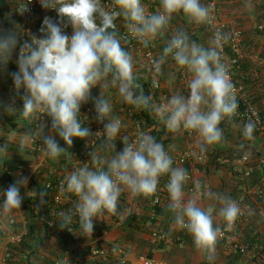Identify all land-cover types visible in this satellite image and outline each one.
I'll return each instance as SVG.
<instances>
[{
    "label": "clouds",
    "instance_id": "obj_1",
    "mask_svg": "<svg viewBox=\"0 0 264 264\" xmlns=\"http://www.w3.org/2000/svg\"><path fill=\"white\" fill-rule=\"evenodd\" d=\"M18 1L15 2V6H11L14 1H9L10 15L16 13L19 16ZM39 2L42 8L37 11V18H43L44 15L39 14L41 10L48 12L46 9H54L57 13L54 14L57 16V21L54 22L52 18L45 17L39 29V32L43 35L39 37L37 27L38 36L31 35L29 40H25L21 44L16 61L18 71L12 74V79L16 91L23 89L24 95L21 98L15 96L14 98L18 99L17 106L12 108L11 101L7 111L13 113L19 108L22 101L23 107L20 110V116L23 119L31 120L35 116L38 119L39 114H46L50 117L51 128L44 132L45 125L41 123L36 129L33 128V130L35 129L34 132L32 130L33 133L27 134L22 130L23 127H12L26 134L28 146H16L12 143L13 141L7 140L11 145L23 148L21 153L12 150L10 157L22 156L23 160L28 161V164H20L23 166L22 171H19L18 168L20 178L15 180V183L6 190L0 192V197H2L0 199V214H10L12 212L11 216L5 217L2 220L3 223L0 222V224H5L11 217L15 218V224L22 221V215H18L17 219L13 213L20 211L22 214L20 210L21 196L28 197L36 194L35 180L41 179L45 174L49 177L47 173L53 175L56 180V178L62 176L61 173L69 169L68 165L72 157L75 153L81 151L83 142L63 167H59L58 164L51 167L50 160L56 159L65 150L57 143L54 133L69 146L73 143V137L86 138L91 135L90 129L82 126L78 116L80 115L81 104L90 103L88 99L92 87L99 84L102 90L115 86L124 102L141 110L150 107V96L134 94L133 89L136 84L133 75L132 56L121 47L120 40L117 38L115 30L117 18H123L131 37L138 40L145 47L157 34L162 32L168 25L172 14L178 11L182 10L187 17L196 23H211V6H202L200 0H160L161 10L152 14H146L141 0H113L111 5H104L101 0H39ZM62 24H67L73 29L70 36L63 31ZM67 25L64 26L67 27ZM257 25L256 31L264 33L258 30ZM17 32L18 41L14 34L0 35V63H7L13 49L17 46V42H19V22ZM168 39L167 36L168 43L164 47L162 55L153 62L154 71L157 74L160 73L165 58L171 55L178 66L187 68L192 74V78L187 84L188 95L186 97L173 95L165 103L152 106L153 111L168 131H194V143L197 133L202 138L204 145L215 144L222 139V130L218 126L221 120L225 117L230 119L235 115L238 108L234 86L230 81L227 67L221 63L218 50L220 42L222 40L227 41L228 36L226 34L222 35L220 32L215 33L214 46L209 47L210 44L208 48L198 46L194 41H190L188 34L182 30L177 31L169 41ZM244 50L246 51L245 48ZM156 51L158 54L157 45ZM246 53L245 58L251 57V54L262 56L259 52L246 51ZM256 64L258 65L257 61ZM258 66L264 68L262 65ZM155 84L156 82L153 81L154 86ZM8 99L10 101V97ZM91 104L94 105L97 121L101 123L107 121L103 126V135L106 145L114 151L115 146L112 142L120 131L121 122L119 119L110 118L112 106L104 98L102 91L99 97L94 99V103ZM253 130L254 124L248 122L244 125L243 135L250 138ZM182 133L186 139L183 131ZM259 135L261 134L259 133ZM33 139H42V150L46 158L40 172L31 176L32 168L30 165L36 164V157L38 156L32 151L29 142ZM121 139L124 144L122 151L107 160L96 153L99 140L93 152L90 153L91 165L89 167H93L89 168L87 165L75 167L69 175L65 176L60 190L62 193H66L67 198L62 202L69 203L71 202L68 200L69 197H75L76 203L74 211L68 209L67 211L57 212L56 218L59 220L60 228L68 227L71 231L70 225L73 223V217L78 216L79 233L84 236L91 235L93 231L92 218L98 217L102 212L115 213L118 198L123 191L127 190L133 196L152 195L157 189L158 178L168 173L169 180L166 184V190L169 204L167 207L174 214V223L172 224L191 234L194 247L205 253V258L208 261H212L214 259L215 241L218 239L217 234L221 230L219 227L225 221V230L232 228L235 219L240 214L238 205L229 198L211 192L208 184L202 185L199 181H194V194H192V198L185 201L183 186L188 180V173L184 169L171 167L172 160L166 154L161 143L156 142L153 136L143 131L137 132L134 143H129L127 137ZM196 146L198 147L197 144ZM198 149L200 150L199 147ZM203 150L204 148L201 147L200 151L208 156ZM6 151L7 145L0 146V155H3ZM247 152L245 154H248L252 160V156ZM177 157L178 155L175 157V161ZM208 158L209 161L204 167L211 163L212 158L209 156ZM234 160L227 157V161L234 170V185L237 186L238 196L240 192V174L232 163ZM202 170L204 171V169ZM204 172H207V170L205 169ZM253 174L254 166L252 176ZM251 177L248 181L250 185L261 187L264 190V185L252 184L250 182ZM27 181L31 184V186L29 184V188L26 187ZM49 182L54 186L55 183L48 179L46 187L53 189L52 185L51 187L47 186ZM20 189H23L22 193ZM203 197L214 199L222 205L219 208L218 215L224 221L219 223V226H213L214 206L203 208L198 203ZM252 199L254 198H248L250 209V200ZM254 201H257L258 205L255 206V212L262 210V213H264V207H262L264 196L255 198ZM248 210L247 220L239 228L252 222ZM14 228L13 231L20 234ZM0 240L3 248L4 246L8 247L10 244H17L20 241L15 243L8 241L9 232L2 229H0ZM173 242H175V238L171 243ZM179 243V240H177L176 244L180 248H184ZM96 245V247H106L111 254L108 261H94L96 264H118L116 249L126 248L128 250L127 247L122 245L113 248H108L102 243ZM155 245H159V243ZM220 247L228 256H234L228 254L222 244ZM67 250H70L75 257L82 258L72 264H85L84 259L86 256L89 257L91 251H87L88 253L85 254H75L74 247L71 245L69 249L62 251L59 256L50 257L53 264ZM143 254L150 255V253ZM241 264L248 263L242 261Z\"/></svg>",
    "mask_w": 264,
    "mask_h": 264
},
{
    "label": "trees",
    "instance_id": "obj_2",
    "mask_svg": "<svg viewBox=\"0 0 264 264\" xmlns=\"http://www.w3.org/2000/svg\"><path fill=\"white\" fill-rule=\"evenodd\" d=\"M145 0H141V4ZM11 8L9 4V0H0V35H9L14 34L17 37L18 41V32H17V24L19 22V16L15 14H11ZM39 17V16H38ZM41 17V16H40ZM45 17H49L47 15L43 16V19ZM41 18L38 19V34L39 37L43 34L39 32V29L41 27ZM116 24V33L117 38L121 41V32L126 28V22L123 20V18H117L115 21ZM168 34H164V36L159 38L161 42L167 41ZM209 36H211L209 32ZM244 39V34H243ZM190 41H197V37H189ZM165 44V43H164ZM19 42H17V46L15 49H13L10 58L8 59L7 63H5L6 72L0 73V79L4 78L2 80V91L5 94V105L4 108V114L2 116L10 123L11 128L17 127L20 124H22L23 128L22 130L25 131L27 134H30L33 130V128L36 126L37 118L35 116L34 119L31 120H25L20 116V110H22L23 102L21 101V105L19 108H17L13 113H9L7 111V108L10 106V102L12 99L17 97H22L24 95V90L20 89L18 92L16 91L15 87L10 88L9 85L13 83L12 74L17 72L18 68L16 65V50L18 48ZM167 45V44H166ZM164 45V47H166ZM243 45L246 51H249L248 46L245 43V40H243ZM121 47L128 52V49L126 46L121 44ZM163 47V48H164ZM250 52V51H249ZM261 54V53H260ZM264 56V54H261ZM170 58L172 59L171 55ZM243 60L241 62V73L243 74V84H247V72L246 67L244 65ZM172 65L175 63L174 60H171ZM3 65V63H0V67ZM171 65V64H170ZM177 65V64H176ZM175 66L177 68L176 71L173 69V73H171L172 78L179 79V76L181 72L184 70L187 71V68L178 67V65ZM173 66V67H174ZM168 69V66L165 64L161 65V71L159 78L161 80V83L166 80V77H168L165 71V69ZM179 68V69H178ZM185 74V71L182 73L181 77ZM163 77V78H162ZM245 77V78H244ZM110 79V77H109ZM135 84L136 87L133 89L135 95L144 94L145 96H150V107L146 110L137 109L134 106H132L130 109V112L133 113L134 119L139 121L143 127L146 130V133L153 136V138L156 140V142L161 143L164 147V150L166 151L168 145L172 140L174 139V134L177 132H171L166 129L164 126V123L157 117L155 112L153 111L152 106L153 105V98L156 97L158 93V89L155 88L153 85V80L150 76H139L135 77ZM100 86L97 84L95 87H92L90 89V95L94 92H99ZM246 90L252 99L253 103L256 105V107L259 109L262 121L264 123V107L261 103H259L260 98H257L254 96V94L247 88ZM10 97L9 99H7ZM7 99V102H6ZM123 102L124 107H127V104ZM86 103H82L80 107V112L83 110ZM129 111V110H128ZM228 119V117H225L221 120L220 124L218 125L220 128L223 126L225 121ZM229 122H234L235 124H238L239 133L241 134L236 137V145L237 147H230L227 146L223 150L225 153L223 156L228 157L230 160L236 159L241 157L243 154H245L246 151L249 149H252V152L250 155L252 156L253 166H254V174L251 177V183H260L262 176L264 175V165L262 164L263 161V154H264V145H262L261 149L262 151L255 150L258 147H253L250 145V141L252 137L259 136V132L255 129L253 130V133L250 138H246L243 135V128L246 124L245 122H239L237 120L228 119ZM45 125V131H48L51 128V120L49 118V121L47 123H43ZM46 135V133H44ZM54 136L57 140V143L60 147L65 148L64 152L57 157L56 159L50 160V166L55 167L57 164L59 167H63L70 157L72 156L73 152L76 151L80 145L82 144L84 138H77L73 137V143L71 146L66 145L64 141L57 136L54 133ZM122 137L127 136H121L119 139L116 138L112 143L115 146V150L112 151V149L106 145L105 137H103L97 144V150H100L101 155L100 157H103L104 159H111V157L120 151H122L124 144L122 142ZM243 138V139H242ZM242 139V140H240ZM7 145V151L0 155V192L3 190H6L10 185L15 183V180H18L20 176L18 175V168L19 165H27L28 161L23 160L22 156L17 157H10L12 150H17L18 152H22L23 148H17L10 143H8L5 136L0 134V146ZM107 148V149H106ZM222 148V146H221ZM186 149V148H185ZM183 149L182 151H184ZM181 151V152H182ZM216 154V153H215ZM215 154L209 153L208 156L212 158L211 163H209L206 167L201 162H197L195 164V167L197 169H206L209 170V167L214 161H216L214 158ZM172 160V168H181L184 169L186 172H189L193 169V166L186 163L183 166H177L175 164V157ZM230 169L232 171L233 168ZM49 177L45 174L41 179L38 178V180L34 181V185L36 188V194L31 195L28 197H22V203L20 210L22 211L23 219L22 221H18V223L15 224V230L22 234L20 241L17 244H10L8 245V251H9V257H8V264H36L34 263V259L38 260L39 264H53V261L50 257L57 255L59 256L62 251L69 249L71 245L75 243L77 240V233L78 231V216L73 217V223L70 225L71 231L68 227L61 229L59 226V220L56 218V214L59 211H67L68 209H73L74 205L72 202L69 203H63L62 201H56L54 198V193L56 192V187L53 189H49L46 187L47 180L50 179L52 182H55V178L53 175H50L47 173ZM169 179V174H163L158 178V184L157 189L155 193L149 196H143V195H136L135 199L133 201V205L131 202L128 201L126 198L125 192H122L115 213H111L114 221L117 223L123 224L126 227L127 232L133 230V231H143L149 234L152 227H158L162 231L167 233V229L169 228L168 225L174 223V214L171 213L168 210L167 205L169 204V197L167 192L160 191V188L162 186H165L166 182ZM55 185V184H54ZM184 187V186H183ZM234 187V186H233ZM51 190V191H50ZM227 195L225 198H229L231 200L235 199L238 193L237 186L231 189L230 192H226ZM158 196L160 198V201L158 203H153L155 197ZM2 199V197H0ZM154 209L155 210V216H152L150 211ZM214 216V215H213ZM255 221V220H254ZM93 222V231L91 235H86L85 238L88 240H95L94 244L90 243V245L87 246L88 252L92 249V247H96V244L101 243L100 238H95L96 236H101L102 233L106 229H109L107 226L97 225ZM151 223V224H149ZM220 224L213 223L214 227L219 226ZM254 222H249L248 224L244 225L241 228H237L234 230V235L238 241H242L244 243L249 244L250 251L246 256L242 255H234L229 256V259L226 264H241L242 261H245L248 264H262V261H264V243L260 242L257 234L253 229ZM242 230V232L247 233L245 236L239 235V230ZM180 232L181 238H178L179 242H183V247H186V245H189V243H193L192 236L189 234L186 230L183 229H176ZM127 233V234H128ZM168 234V233H167ZM170 235V234H169ZM95 238V239H94ZM165 243L161 242L159 243V246H163ZM215 244L218 246H221L223 244V240L216 239ZM122 246H125V244H121ZM256 245V246H255ZM261 245V246H260ZM87 252V253H88ZM75 254H79L77 251ZM151 255V253H150ZM200 264H212L210 261H204Z\"/></svg>",
    "mask_w": 264,
    "mask_h": 264
},
{
    "label": "built area",
    "instance_id": "obj_3",
    "mask_svg": "<svg viewBox=\"0 0 264 264\" xmlns=\"http://www.w3.org/2000/svg\"><path fill=\"white\" fill-rule=\"evenodd\" d=\"M261 1H262V8L264 14V0ZM101 2L104 5H111L113 0H101ZM142 6L145 8L146 14L156 13L161 10L160 0H145L142 3ZM209 6H211L210 7L211 23H206L207 29L210 32L212 38V43L209 47L214 46L213 40L215 33L220 32L222 35L226 34L228 36L227 41L222 40L220 42V47L218 50L220 52L221 63H223L228 69L229 78L234 86V92L238 103V108L236 110V113L230 119L245 123L252 122L254 124V129L258 131L260 134H264V123L262 121L260 111L253 103L252 99L250 98L246 90L245 85L242 82L243 74L241 73V62L247 55L246 51L244 50L242 30L239 26L232 25L230 22H228L226 19L222 17L220 0H206L204 7H209ZM40 8H42V6L39 0L18 1V13L20 16L19 19L20 44L16 51V61L21 44L25 40H29L31 35L38 36L37 11ZM46 10L49 13L57 14L54 9H46ZM64 25L67 24H62L63 31L70 36L73 32V29L69 27V25H67V27H65ZM257 28L259 31L264 32V15L261 21L259 22V24L257 25ZM162 34H168V38H169L168 41L175 34L173 32L170 21L168 25L162 30V32L160 34H157V36L149 42L147 47H145L140 42H138V40L131 37V35L127 31V27L124 28V30H122L120 36L122 41L121 44L127 47L128 52L131 54V56L143 60L145 64V68L149 72V76L152 78V80L156 82L155 88L158 90L162 88V83L159 78L160 73L157 74L154 71L153 62L158 59V54L156 51V43L159 40V35L161 37ZM251 57H253L257 61L258 65L264 66V56H260L258 54H253V55L251 54ZM190 79L191 77L188 76L187 74H183L181 79L183 90L186 96L188 95L187 84ZM9 87L13 88L14 87L13 83H11ZM168 99L169 97L164 95V97L161 100V103H165ZM17 101L18 99L16 98L12 100L11 102L12 108H15L17 106ZM126 116L132 125V130L127 135L128 142L134 143L136 140L137 132L143 131L146 133V130L139 121L134 119L132 112H129ZM49 118L50 117H48L46 114H39L38 123L36 124L35 129L39 126V124L47 123L49 121ZM110 118L112 117L110 116ZM116 119H119L122 124L121 118H116ZM78 120L82 122L83 127H87L90 129L91 135L89 137L84 138L81 151L79 153L74 154L71 162L68 165L69 169L61 173L62 176L56 178L54 182L55 185L53 186L51 182L47 184L48 187H51L52 185L54 188L55 187L57 188L54 198L56 201H60V202L66 200L67 198L65 196L66 193H62L60 190L61 184L64 181L65 176L69 175L73 170V168L75 167H80L84 165H87L89 167L91 165L90 153L93 152L97 142L104 137L103 126L104 123H107V121H104L103 123L97 121L96 113L94 111V105L91 103L86 104L84 106L83 110L80 112V115L78 116ZM35 129L33 130V132L35 131ZM182 131L186 135V140L189 145L184 151H182L178 155L175 164L177 166H183L184 164L188 163L191 166H193V169L194 168L197 169L195 167V164L197 162H201L202 164L206 165L209 161V158L206 154H203L194 143L193 140L195 137V132L194 131L188 132L184 130ZM29 142L34 154L38 155V156L36 155L38 158L35 156L37 159L36 164L30 165L32 168V173L30 175L33 176L34 174H38L40 172V169L43 167V163L46 158L45 157L46 155L42 150L43 149L42 139H33ZM232 163L234 164L235 169L240 174L239 175L240 192L238 196L232 200L238 205L240 209V214L235 219L232 228L230 230H225V221H224V223L219 227L221 230L217 234V238L219 240H223V244H222L223 248L228 254L246 256L250 251V249H248L249 244L244 243L242 241H238L233 232L247 220V210L249 208L248 198L249 197L262 198L264 196V190L258 186L254 187L250 185V183L248 182L253 172L252 160L248 154H244L240 158L235 159ZM22 168L23 166L20 165L19 171H22ZM193 169L187 172L188 180L184 185L186 191L191 194H194V181H198V179L194 177ZM200 183L202 185L207 184L205 182H200ZM166 184L165 186H162L160 188V191L167 192ZM68 200L71 201L75 206L76 203L75 197H69ZM159 201L160 198L156 196L153 203L155 204L158 203ZM73 211H74V207H73ZM150 213L152 216H155L154 209H152ZM15 222H16L15 218L11 217L7 220L5 224H0V229L9 232L8 241H11L12 243L18 242L21 238V234H17L13 231ZM173 227L175 229H180L175 224H173ZM149 236H150V242L152 244H158L160 242L171 243L173 241V238L169 234L162 231L158 227H152L151 231L149 232ZM179 245L182 247L183 242L180 241ZM116 252L118 253V261H119L118 264H168L165 260L155 256H151L149 254H141L132 260L130 259V252L126 248L116 249ZM109 256H111V254L109 250L104 246L92 248L89 253V258L91 260L99 261V262L108 261L110 259ZM8 257H9L8 247L4 246L3 252L0 256V264H7ZM81 259L82 258L80 257H75L70 250H67L60 258L55 260L54 264H72L73 262L80 261ZM262 264H264V261H262Z\"/></svg>",
    "mask_w": 264,
    "mask_h": 264
},
{
    "label": "crops",
    "instance_id": "obj_4",
    "mask_svg": "<svg viewBox=\"0 0 264 264\" xmlns=\"http://www.w3.org/2000/svg\"><path fill=\"white\" fill-rule=\"evenodd\" d=\"M9 1H14V3L11 6H15V2L18 0H9ZM205 1L206 0H200L202 6L205 5ZM220 6H221L222 17L226 19L228 22H230L232 25H237L242 29L245 43L248 46L249 51L259 52L261 54H264V33L261 32L259 33L256 31V25L263 16L261 1L260 0H220ZM40 20L42 22L43 18H41ZM170 22L174 33L182 30L185 33H187L188 36L191 38L197 37L198 40L194 42L198 46H203L205 48H208V46L211 44L212 39L211 36H209V31L207 29L206 23H196L192 21L189 17H187L183 13L182 10L173 13ZM163 35L164 34H162L161 36ZM164 43L161 42L160 40L159 42L156 43L158 47L159 58L163 53L164 45H166L168 42L166 41ZM171 60L173 59L170 58V55L166 57L164 60L163 65L165 64L166 66H168V69L164 68L166 71L165 74H167L168 77H166V80L162 82V88L158 90L156 97L153 98L154 106H159L161 104V100L164 97V95L168 96L169 99L173 95H182L186 97V94L182 89L181 75L185 71L192 78V74L188 70L187 71L184 70L183 72H181L179 76L180 83H178L179 81L177 82L176 79L174 77L172 78L171 76V73H173V69L174 71L177 70V68H175L174 66V64L176 65V63L172 65ZM244 65L246 67L247 79H248L246 84L247 88L254 94L255 97L260 98L259 103H261L262 106L264 107V68L258 66L256 64V60L252 57H246L244 61ZM178 67L180 68V66ZM5 72H6V67H5V63H3V65L0 67V73H5ZM139 76H145V75L143 73L134 74V77H139ZM2 80H4L3 76L0 79V134L5 136L6 139L9 140L7 136L11 134H16L17 129L11 128L10 123L2 116V114H4L3 106L5 105V94L2 91L3 88ZM108 89L110 90V96H111L110 102L117 100V96H116L117 92L114 91L116 90L115 86H110ZM109 90L102 89L98 93L97 92L92 93L89 96L88 101L90 103L92 102L94 103V99L99 97L101 91L103 92L104 98L107 99L108 98L107 91ZM121 101H123L122 97L121 100L118 103H116L114 112L112 114L121 115V113H123L120 110H124L125 107L122 106L123 102ZM125 104L129 105L126 102ZM112 114L111 116L114 117ZM21 127L22 124H20L16 128H21ZM220 129L222 130V139L219 142L212 145H204L202 138L196 133L195 143L198 145L200 150L201 147H203L204 148L203 152L207 154H209L210 152L213 154L216 153L214 155L215 156L214 158H217V161H214V163L210 165L209 170L207 172H204L201 169L194 168L193 174L194 177L198 179V181L206 182L211 192L226 197L227 195L226 192H230L231 189L233 190V188L235 187L234 185L235 180H234L233 171L229 167L230 163L229 161H227V157L223 156L225 154L223 150L225 149V147L227 148V146L237 147L238 144L236 145L235 143L236 137L238 138V136H240L241 134L239 133L240 131L238 129V124H235L234 122H229L228 119L225 121V123ZM125 136L127 135L125 134ZM183 136L184 135L180 130L176 134H174V139L172 140V142L169 143L165 152L171 159L179 155L181 151L185 149L186 146L188 145L187 140ZM250 145L255 148L258 147L255 150L259 151L262 148L261 146L264 145V134L263 135L261 134L254 138L252 137L250 141ZM96 153L98 156H100L102 152H100V150H96ZM262 158L263 159H261V161H263L262 164L264 165V154ZM92 167L93 166L89 168ZM261 184L264 185V175L262 176ZM123 192H125L126 198L133 205L135 196H133L127 190ZM183 193H184L185 201L192 198L193 196L191 193H188L184 187H183ZM254 199L250 200L251 209L249 207L248 211H250L251 221L254 222L253 230L256 232L254 234H257L259 241L264 243V213H262V210H258L257 212H255V206L258 205L256 203L257 201H254ZM198 203L203 208L214 206L215 211L213 212L214 215L213 223L219 224L222 221H224L223 218L218 215L219 208L222 206L218 201L203 197L200 199ZM263 205L262 207H264ZM11 213L0 214V222L3 223L2 220L5 219V217L7 216H11ZM13 214L17 217V219H18V215L19 216L22 215L20 211H15ZM92 219L94 220V224L109 227V229H106L101 236H96L95 238H100L101 243L103 245H106L108 248H113L116 247L117 245L119 246L121 244H125V247H127L130 252V259L132 260L138 257L140 254L151 253V255L155 257L164 259L168 264H200L204 261H208L205 258L206 254L197 250L194 247L193 243H189V245H186V247L184 248H180L176 244V241L178 240V238H181L182 235H180V232L173 227V224L168 225L169 228L167 229L168 230L167 233L170 234L173 238H175V242L171 244L165 243L163 246H159L152 244L150 242L149 234L146 232L140 230L139 231L131 230L128 233L126 227L123 224L114 221L111 213L102 212L98 217H93ZM243 234L245 236L247 233L242 232V230L240 229L239 235L243 236ZM93 242H94L93 239L88 240L85 238L84 235L77 233V240L72 246L74 247L75 252L77 251L78 253L85 254L88 251L87 246ZM0 250H1L0 251V256H1L3 252V244H0ZM215 256L216 255L214 252V259L210 262L212 264H220V262H218ZM33 261L36 264L40 263L36 259H34ZM84 263L96 264V262L91 260L88 256L85 257Z\"/></svg>",
    "mask_w": 264,
    "mask_h": 264
},
{
    "label": "rangeland",
    "instance_id": "obj_5",
    "mask_svg": "<svg viewBox=\"0 0 264 264\" xmlns=\"http://www.w3.org/2000/svg\"><path fill=\"white\" fill-rule=\"evenodd\" d=\"M39 14L40 15L49 16L50 18L53 19L54 22L57 21V16L56 15L50 14L48 12H45V10H41ZM66 23L68 24L69 22H66ZM132 62H133V68H134L133 69V75L135 73H143L146 77L149 76V72L145 68V64H144L142 59L132 57ZM138 68H140V69H138ZM185 73H187V72H185ZM176 81L178 82L179 79H176ZM178 83H180V81ZM115 89L116 90H114V91L117 92V95H116L117 96V100H115L113 102H110V100H111L110 90L106 89V90H109V91H107V93H108L107 100L109 101V103L112 106V111H111L110 114H112L114 112V108L116 106V103H118L121 100V97L118 94L117 87H115ZM132 106L133 105L129 104V105H127V107L124 108V110H120L121 112H123V113H121V115L112 114L114 116L112 118H121L122 119L121 128H120V131H119V133H118V135L116 137L118 139L121 136H125V134L128 135L130 133V131L132 130V125H131L130 121L127 119V116H126V114H128V110H130L129 108H131ZM7 137H8L9 140H12L13 141L12 143L15 144L16 146H20V147H27L28 146L27 136H26V134L23 131L16 130V134H11V135H9ZM247 153H249V154L253 153L252 149H249ZM10 155H12V152H11ZM29 184H30V182L27 181L26 187L29 188L31 186V184H30V186H29ZM20 192L22 193L23 189L22 190L20 189ZM214 252H215V255H216L215 257L218 260V262H220V264L227 263V261L229 259V256L222 250V248L220 246L215 244Z\"/></svg>",
    "mask_w": 264,
    "mask_h": 264
}]
</instances>
